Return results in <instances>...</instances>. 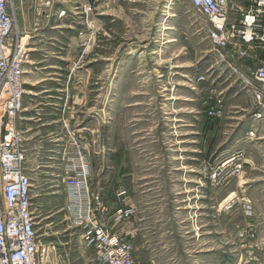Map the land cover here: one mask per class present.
Returning <instances> with one entry per match:
<instances>
[{"label":"rangeland","instance_id":"374dc122","mask_svg":"<svg viewBox=\"0 0 264 264\" xmlns=\"http://www.w3.org/2000/svg\"><path fill=\"white\" fill-rule=\"evenodd\" d=\"M81 2L58 1L51 23L27 13L28 28L20 15L15 30L34 37L39 55L25 66L26 81L41 79L52 95L54 133L26 147L43 194L41 235L61 246L53 263L99 264L81 246V226L50 203L57 190L69 196L72 133L85 148L90 188L106 205L137 209L115 225L133 242L137 264H264V119H255L246 83L261 52L222 61L210 21L191 0H88L85 12ZM78 88L82 106L72 101ZM219 100L223 115L211 116Z\"/></svg>","mask_w":264,"mask_h":264},{"label":"built area","instance_id":"2783aa9c","mask_svg":"<svg viewBox=\"0 0 264 264\" xmlns=\"http://www.w3.org/2000/svg\"><path fill=\"white\" fill-rule=\"evenodd\" d=\"M191 2L210 21V37L222 61L234 63L237 59L250 57L252 51L261 52L259 65L253 70L248 68L246 83L259 106L254 117L263 120L264 0ZM16 9L13 0H0V264H54L52 258L59 254V245L55 241L47 242L40 232L42 227L48 225L44 222L45 216L39 219L41 205L37 203V197L43 194L37 192L38 186L29 165L25 132L19 122L25 110V66L31 60V53L24 37L19 32L15 33ZM64 14L65 11L61 12V15ZM80 34L83 35V32ZM229 46L233 49L227 52ZM83 57L73 64L71 71L81 67ZM238 64L233 68L237 73ZM242 65L245 67V64ZM200 80H206V77ZM65 93L66 105L71 94L69 87ZM209 114L217 117L223 115L220 100ZM70 135L74 140L75 150L72 153L75 156L63 177L69 194L66 219L81 226V246L85 250L95 251L99 264H137L131 239L120 228L117 229L115 225L110 227L107 223V217L114 223L132 219L137 209L128 206L130 200L124 197V187L119 188L118 194L122 195L128 207L120 206L119 201L110 210L99 194L96 195L94 189L90 188V164L85 148H81L82 142L78 136ZM43 185L42 181L40 192ZM42 222L44 226H40ZM45 234H49L48 229Z\"/></svg>","mask_w":264,"mask_h":264},{"label":"crops","instance_id":"0c3cea01","mask_svg":"<svg viewBox=\"0 0 264 264\" xmlns=\"http://www.w3.org/2000/svg\"><path fill=\"white\" fill-rule=\"evenodd\" d=\"M13 1L17 8L16 9L17 20H19L18 16L23 15L24 23L22 25L25 28H28L27 26L30 23V20L27 19L29 17L27 16V13L30 14L31 12H36V13L38 12V15H40L39 11H41L43 20H45L44 18H46L48 23H51L54 20L53 17L56 14V12H58V10H61L60 7L58 6L59 5L58 1H61V0H44V1H50L51 4L49 5L42 4L40 1H43V0H13ZM88 5H89L88 0H82L81 4L77 8L80 11L85 12V8ZM84 18L83 20L86 21V19ZM87 20L90 21V18H88V16H87ZM17 25H18V21H17ZM21 31L24 32V30H21ZM27 36H28V39L26 40L27 47L30 50L31 58H35L36 56H39V55H38V52L36 51L37 49L33 47L32 39H34V37L31 36L30 33ZM45 57H48V55L45 54ZM29 79L31 78L28 77L26 81L27 82L26 84L27 94L25 96V110L21 113L20 121H19L20 127L25 132L26 146L29 145L28 141L30 139L45 138L48 133H54L53 126H52L53 124L48 123V119H51V117H49L50 113H47V104H48L47 101H48V97L52 95L49 94L47 83L45 82L43 85H41L40 82L42 80L40 79L35 82L33 77H32L33 82L29 83L28 82ZM47 79L48 78H44L43 81H47ZM42 87L43 89H41ZM72 101H77V104H79V106H82L83 103L85 102V96H84L83 90H79V88L77 90H74V96L72 98ZM54 114L55 113L53 112L52 116ZM60 192L57 190L55 192L56 193L55 195L50 196V203L53 205L56 203H60L61 209L59 211L61 213V216H63V214L67 213L66 207H67L68 198L65 197V195L62 194V192L61 193ZM116 202H119V201H116ZM116 202H112L108 204L110 206V210H112L115 207ZM55 207L57 206L55 205ZM111 223H112L111 224L112 226L118 224V223H114L113 220L111 221ZM117 229H119V227Z\"/></svg>","mask_w":264,"mask_h":264},{"label":"bare ground","instance_id":"6f19581e","mask_svg":"<svg viewBox=\"0 0 264 264\" xmlns=\"http://www.w3.org/2000/svg\"><path fill=\"white\" fill-rule=\"evenodd\" d=\"M42 4H46V5H49V4H51V2L50 1H40ZM16 28H17V21H16ZM20 33V32H19ZM28 39V36H25L24 37V41H26Z\"/></svg>","mask_w":264,"mask_h":264}]
</instances>
